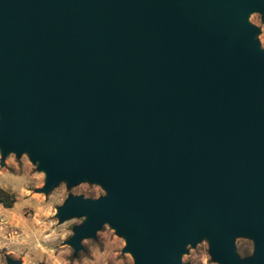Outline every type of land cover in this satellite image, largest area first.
<instances>
[{"label": "water", "instance_id": "95a60500", "mask_svg": "<svg viewBox=\"0 0 264 264\" xmlns=\"http://www.w3.org/2000/svg\"><path fill=\"white\" fill-rule=\"evenodd\" d=\"M264 0H0V151L26 150L60 180L104 179L69 197L133 264H181L203 234L220 264L234 235L264 264V51L245 20ZM7 264H18L7 260Z\"/></svg>", "mask_w": 264, "mask_h": 264}, {"label": "rangeland", "instance_id": "374dc122", "mask_svg": "<svg viewBox=\"0 0 264 264\" xmlns=\"http://www.w3.org/2000/svg\"><path fill=\"white\" fill-rule=\"evenodd\" d=\"M257 31L251 41L264 51V20L260 11H253L247 20ZM32 161L26 150L10 151L2 160L0 151V189L12 195L14 204L6 209L0 204V264L12 260L18 264H133L124 251L125 237L117 235L104 223L94 238H84L75 253L67 241L73 228L83 224L86 216L71 217L59 223L57 211L69 197L97 200L110 193L103 188L104 179L84 176L69 185L60 180L47 193L40 190L46 174ZM239 264H249L254 257L255 242L247 234L237 232L233 241ZM181 264H220L211 254L208 239L199 234L195 245H187L178 256Z\"/></svg>", "mask_w": 264, "mask_h": 264}, {"label": "trees", "instance_id": "16d2710c", "mask_svg": "<svg viewBox=\"0 0 264 264\" xmlns=\"http://www.w3.org/2000/svg\"><path fill=\"white\" fill-rule=\"evenodd\" d=\"M0 204L4 208L9 209L14 204V198L12 195L0 189Z\"/></svg>", "mask_w": 264, "mask_h": 264}]
</instances>
